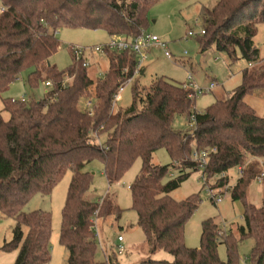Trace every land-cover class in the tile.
Returning a JSON list of instances; mask_svg holds the SVG:
<instances>
[{
    "label": "trees",
    "instance_id": "obj_1",
    "mask_svg": "<svg viewBox=\"0 0 264 264\" xmlns=\"http://www.w3.org/2000/svg\"><path fill=\"white\" fill-rule=\"evenodd\" d=\"M161 0H0V94L6 92L21 72L31 68L27 83L51 82L40 100L4 98L0 111V213L15 221L13 238L2 246L17 249L14 264H47L50 260L51 214L25 211L30 196L49 195L70 170L71 182L62 213L60 243L68 251L67 264H111L97 260L95 223L97 217L119 216L122 209L108 195L94 201L88 196L92 175L86 166L94 159L103 163L109 184L118 182L137 158L142 168L131 184L133 207L139 215L149 246L147 258L138 264H238L237 240L207 218L202 222L197 248L185 243L188 220L199 207L198 195L176 200L170 193L193 171V150L216 148L205 173L216 184L228 186L227 172L245 166L248 157L264 158V116L246 102L255 89L264 88V64L246 68L243 82L225 99L204 112L194 110L196 97L164 76L148 88H134L132 104L115 110L112 98L126 78L135 75L137 58L131 52L106 51L109 68L94 80L81 59L72 53V64L58 70L49 59L60 46L56 35L63 26L103 29L112 35L135 37L144 32L146 12ZM204 33L200 44H211L234 57L239 50L249 63H257L260 49L254 38L264 24V0H217L202 6ZM127 72H124V70ZM91 100L93 112L82 102ZM185 116L194 123L188 132L177 131L174 120ZM165 147L173 162L154 164L153 154ZM248 162L231 191L233 200L243 202L240 238H253V264H264V197L257 207L247 200L249 185L264 171ZM170 166L179 174L168 177ZM264 181V178L263 180ZM227 245L228 259L218 253ZM158 251L173 259H155Z\"/></svg>",
    "mask_w": 264,
    "mask_h": 264
},
{
    "label": "rangeland",
    "instance_id": "obj_2",
    "mask_svg": "<svg viewBox=\"0 0 264 264\" xmlns=\"http://www.w3.org/2000/svg\"><path fill=\"white\" fill-rule=\"evenodd\" d=\"M216 0H161L154 4L146 12L148 24L145 33L158 36L167 44L172 58H168L162 48L153 46L147 52L144 61L145 72L135 74L121 94V98L114 106L115 110L127 108L133 102L134 88L150 87L161 76L174 83H188L192 78L200 87H208L211 83L216 86L204 93L197 94L194 110L204 112L217 100L225 99L235 88L243 82L242 72L246 68L257 67L264 64V24H259L257 35L254 38L255 45L260 49V59L253 66L249 61L241 57L237 50L234 57L226 52L217 50L211 44L202 50L200 39L202 37L203 21L201 17L202 6L211 7ZM1 7V5H0ZM189 31L193 35L189 36ZM60 46L58 51L51 56L49 63L62 71L72 64V47H91L107 43L110 35L103 29H91L86 27H72L63 25L56 33ZM89 63L88 73L94 79L102 78L108 68L109 59L106 54L94 53L87 55ZM31 68L21 72L19 78L4 93L0 94V111L5 119L9 113L3 110L4 98L21 100H40L50 90L46 80L40 81L36 86L27 83ZM258 114L264 116V88L257 89L245 97ZM174 128L177 131L188 132L194 129V123L185 116H177L174 120ZM195 150V148H194ZM193 150V152H194ZM256 161L257 169L262 170L264 158L248 157V162ZM154 164L167 165L173 162L165 147H160L153 154ZM245 164V168L247 167ZM142 159L137 158L122 178L113 184H109L103 163L94 159L86 166V170L92 175V183L88 196L94 201H99L108 195L122 209L119 216L109 215L97 220V230L101 245L97 244V260H108L111 255V264H138L150 256L149 246L145 233L139 225V215L133 207V198L130 190L142 168ZM202 170L193 171L190 177L181 186L170 193L176 200L186 199L190 195H198L201 199L199 207L188 220L185 228V243L188 247L197 248L201 242L202 222L212 218L223 232H232L237 240L238 264H253L250 255L254 246L253 238H240L238 227L243 224V202L233 200L231 191L241 173L238 167L228 171L229 184L219 202H215L208 194V186L215 182L216 178L202 176ZM179 174L177 167L170 166L168 177ZM72 172L69 170L53 188L49 195L39 192L33 193L24 210H43L51 214L52 232L50 238V260L47 264H67L68 251L60 243V231L62 226V213L66 203L68 188L71 182ZM264 197V181L252 182L247 190V200L259 207ZM15 221L12 217L0 213V264H14L18 250H4L2 246L13 238ZM123 236L125 251L122 255H114L117 237ZM218 253L222 260L228 259V250L225 243L218 247ZM155 259L172 260L173 257L158 251L153 255Z\"/></svg>",
    "mask_w": 264,
    "mask_h": 264
},
{
    "label": "built area",
    "instance_id": "obj_3",
    "mask_svg": "<svg viewBox=\"0 0 264 264\" xmlns=\"http://www.w3.org/2000/svg\"><path fill=\"white\" fill-rule=\"evenodd\" d=\"M5 8L0 7V13L4 12ZM205 31L204 29L201 30V34H203ZM189 36H192L193 33L192 31H189L188 33ZM160 47L164 50L165 55L168 58H172L171 52L168 50L167 44L162 41L158 36L156 35H150L145 32H142L140 35L135 36V37H128L125 35H112L110 36V40L107 43L97 45V46H91V47H80V46H75L72 47V53L75 55L77 59H81L83 61V65L88 68L89 63L87 61L88 54H96V53H102L106 54V51H117V52H131L136 55L137 58V65L135 69V74H139L143 68H144V61L147 58V52L148 50L153 47ZM249 65L253 66L252 63H249ZM124 72H127L125 69ZM132 78H126L117 91L114 93L113 98H112V107L116 105L117 101L121 98V94L124 91L126 85L130 83ZM49 85L51 86V82H48ZM216 86L215 83H211L208 87H200L195 81L192 80L191 77H189L188 83L184 82V87L188 89L193 96H197V94L208 92L212 90ZM22 101H26L25 97H22ZM84 110L88 111L90 114L93 112V103L91 100H85L82 102L81 106ZM216 151V148H207V149H195L193 154H192V159L197 162L199 168L203 171L202 176L205 177L207 174L205 173L206 166L210 160V156L212 153ZM240 173L242 174L244 172L245 166H239L238 167ZM226 176V173H221L218 176H215V180L222 178ZM264 178V171L262 170L261 173L257 176V181L262 182ZM227 189V185H218L216 184V181L213 182V184L208 186V194L211 196V199L215 201L216 203L221 200V196L224 194L225 190ZM102 201V199L100 200ZM97 220L98 218L95 217L94 219V225H95V239L97 243L101 245L100 241V236L99 232L97 230ZM123 236L119 235L117 237V242L115 244V251L114 254L117 255H122L125 251V247L123 244ZM109 256V255H107Z\"/></svg>",
    "mask_w": 264,
    "mask_h": 264
},
{
    "label": "crops",
    "instance_id": "obj_4",
    "mask_svg": "<svg viewBox=\"0 0 264 264\" xmlns=\"http://www.w3.org/2000/svg\"><path fill=\"white\" fill-rule=\"evenodd\" d=\"M217 1V0H216ZM145 72V69L143 68V70L141 71V73L143 74ZM255 90H257V89H255ZM246 100V99H245ZM247 102V101H246ZM248 103V102H247ZM251 105V104H250ZM252 106V105H251ZM253 107V106H252ZM256 110V109H255ZM227 174H228V172H227ZM115 255V254H114ZM113 258V257H112ZM117 264H119V262H117Z\"/></svg>",
    "mask_w": 264,
    "mask_h": 264
}]
</instances>
